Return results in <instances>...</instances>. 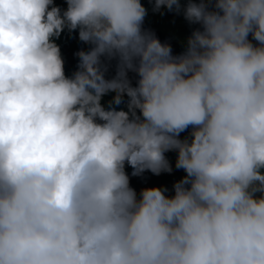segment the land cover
I'll return each instance as SVG.
<instances>
[{"label":"clouds","instance_id":"clouds-1","mask_svg":"<svg viewBox=\"0 0 264 264\" xmlns=\"http://www.w3.org/2000/svg\"><path fill=\"white\" fill-rule=\"evenodd\" d=\"M66 3L0 0V264H264V0Z\"/></svg>","mask_w":264,"mask_h":264},{"label":"trees","instance_id":"trees-1","mask_svg":"<svg viewBox=\"0 0 264 264\" xmlns=\"http://www.w3.org/2000/svg\"><path fill=\"white\" fill-rule=\"evenodd\" d=\"M54 3L62 10L67 8L66 0H54ZM183 7H186V5ZM143 28L153 31L162 43L171 44L173 55H180L186 50L187 39L196 27L185 19L183 11L177 13L169 11L165 7L158 12H153L151 17L144 21ZM55 42L60 46L64 61L67 60L69 53L84 43L79 39V30L69 33L67 29ZM177 155L178 153L175 152L171 156L175 159L171 163L173 167L171 173L164 172L160 175H151L139 181L138 184L131 185L137 191V194L139 195L142 189L153 186H165L168 190H174L173 185L186 175L183 169L175 167Z\"/></svg>","mask_w":264,"mask_h":264}]
</instances>
